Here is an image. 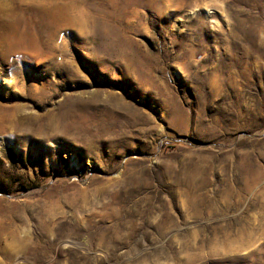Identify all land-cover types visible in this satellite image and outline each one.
Instances as JSON below:
<instances>
[{"label":"rangeland","instance_id":"374dc122","mask_svg":"<svg viewBox=\"0 0 264 264\" xmlns=\"http://www.w3.org/2000/svg\"><path fill=\"white\" fill-rule=\"evenodd\" d=\"M85 3L0 45V264H264V0Z\"/></svg>","mask_w":264,"mask_h":264},{"label":"bare ground","instance_id":"6f19581e","mask_svg":"<svg viewBox=\"0 0 264 264\" xmlns=\"http://www.w3.org/2000/svg\"><path fill=\"white\" fill-rule=\"evenodd\" d=\"M85 1L86 0H83V1L80 0V2L78 4H76L75 8L73 6L67 4V3H63V2L59 3L57 1H51L50 6L35 9L36 7L31 6L30 3L29 4L27 3L28 5H26V6H28V7H24V9H26L25 13H27V11L29 13L32 12L34 14V16H33V18H29V19L27 18L26 19V17L24 18V16L26 14L23 17H22V14H20L22 17V18L19 17L20 20L18 22H20V24L18 26H15V27H13V23L11 24L9 22V21H13V22L16 21V18L13 17V16H15L13 9L6 7V6H8L7 4L0 5V45H2V46L9 45L10 46L11 44H13L16 47H18V46L23 47L26 42L27 43L29 42L27 40L30 36H32V31H35V29L42 31L45 28L47 29V27H51V28L53 27V29L55 31V29L59 30V28L61 29V27H64V26H68V27L75 26L77 21L79 19H81V18L78 19L79 12L81 14V11L77 12V15H76L74 13V10L77 8L79 9V7H81V3L82 2L85 3ZM13 4H14V2H13ZM23 6H25V5H23ZM16 7H17V5H16ZM92 8H93V6H92ZM19 9H17L18 12L20 11ZM86 17L87 16L83 17L84 20ZM33 21L36 24H38L37 27L32 24ZM17 23H16V25H17ZM28 46H29V44H28Z\"/></svg>","mask_w":264,"mask_h":264}]
</instances>
